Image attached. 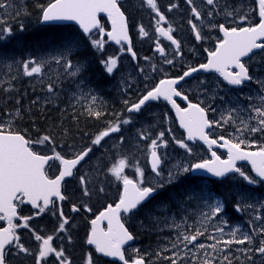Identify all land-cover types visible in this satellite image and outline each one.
I'll list each match as a JSON object with an SVG mask.
<instances>
[{
	"label": "snow or ice",
	"instance_id": "obj_1",
	"mask_svg": "<svg viewBox=\"0 0 264 264\" xmlns=\"http://www.w3.org/2000/svg\"><path fill=\"white\" fill-rule=\"evenodd\" d=\"M185 3L190 7L192 19L188 20V24L197 41L205 39V37L202 36L196 21L202 24L205 16L211 19L214 15H224L226 18H231L233 22H236L238 18L240 24L247 22L249 26L226 27L224 23H210V27L218 28L223 33V39L218 41L215 50L208 52L207 63H202L197 67L189 66L181 76L161 80L159 85L147 91L137 103L128 107L127 111L139 112L146 102L163 98L175 109L181 127L187 130L188 141L199 139L208 145L209 148L213 145L224 147L227 149L228 159L222 160L213 151L211 153L213 159L178 165L174 171H169L165 178L161 167L163 161L158 151L162 147H167L163 131L159 132L157 138L151 139L149 145L151 170L159 178L157 183L146 184L144 172L138 166L136 167V178H130L125 174L126 169L132 166L129 158L122 155L115 159V162L108 167V172L116 180L122 182L123 191L115 207L111 204L108 205L105 211L91 220L92 227L87 238V244L93 245L97 253L106 257H117L123 264H146V258L144 255L139 254L138 249L135 250L136 256L125 257L124 245L132 241L134 237L128 228L125 227L121 213H134V210L138 209L144 201L164 189L166 185L172 184L182 174L206 170V172L218 178H225L227 174L234 173L242 177L248 184L264 182V144H259L256 151L246 150V148L254 147L257 144L255 140H249V136L260 134L261 137H264V94L260 95V103L258 105L253 103L247 106L250 115H248L247 119H240L239 125H237L236 118L233 116V113L238 112L237 108L233 107L228 111L227 115H222L219 120H210L208 112L215 111V109L211 108V105L202 107L203 101L193 103L187 94L176 87L185 78L191 77L193 73L201 70L218 73L223 78V81H226L230 86L239 87L246 81H252L254 77L250 75L249 67L246 66L243 58L248 57L251 60L257 52L264 54V0H258V16L260 19L255 25H252L249 16L237 7L230 5L221 7L220 0H203V4L210 6L205 13H202L194 0H185ZM141 4L142 6L146 4L151 12L155 14L153 17L155 20V32L174 45V53L176 55H183L181 43L173 35L176 29L168 20L165 12L161 11L158 0H141ZM39 7L41 8V20L45 23L52 21L77 22L83 33L88 35L91 46L98 50L103 49L102 37L105 34L99 16L101 13L106 14L112 26L111 31L107 32L108 38L114 40L117 44H121L122 41L125 42L127 51L131 53L133 59L136 58V53L131 48L132 41L129 36L127 10L122 8L120 0H50L46 6L40 5ZM8 8H15V6L8 0H0V11ZM177 8H179L177 3H170L166 11L171 12ZM230 8L231 10H229ZM13 14L19 16L21 13L14 11ZM6 16L7 13L0 15V25H7ZM19 27L23 31V24H20ZM94 30L101 34L100 39H91ZM2 31L11 35L12 28L7 25ZM138 31L143 37L149 36V32L145 30L143 25L139 26ZM83 43V41L74 36L66 38L62 46L50 57L30 58L23 61L21 64L23 74L28 77L40 78L43 83L46 69L50 71L51 66L55 65L57 69H62V72L58 73L55 79L49 76V82L44 85L48 93L53 95L57 93V89L62 83L61 76L71 79L79 86L81 82L78 78L86 70V66L79 61L74 63L73 56L78 53ZM155 43L156 51L164 57V62L169 65L173 64L174 60L167 58L165 48L160 44L159 39ZM145 59L149 58L145 57ZM117 61L118 58L116 57H109L106 61H103L107 73H113L117 67ZM140 71H143V69H140ZM256 82L264 87V81L257 80ZM175 98H182L187 106L181 107ZM79 99L90 101V105L86 109L90 116L100 118L103 115L101 111L94 110L92 107L96 103L95 95L89 93L88 96H80ZM248 99L252 100V97ZM20 115L21 113L17 109L15 116L19 117ZM128 123H130V120L126 119L110 124L106 130L96 136L92 144L101 145L105 137L110 136L111 133L119 132L121 124ZM225 125L234 127V132L231 134L232 138L226 139L224 136L211 138L210 130L223 128ZM168 131L171 132V129ZM139 138L148 140L149 136L141 132ZM173 140L187 154L193 155V149L189 143L184 140H178L175 137H173ZM52 143V138L48 135L32 140L31 138H26L25 134L14 130L11 123L0 122V220L7 221L6 227H0V264H12L14 257L21 256L33 257L35 264H50L49 257L56 264H72L62 246H53V235L45 237L31 228L29 221L34 216H21L17 210L18 206L27 203L32 208L37 209L36 216L41 215L46 210L51 211L53 215L58 213L57 232H68L66 226L70 224V221L65 216L63 208L58 202L67 199L62 192L65 178L76 175L78 166L86 160V157L92 152V148L89 147L75 153L72 158H65L60 152H56L54 147L52 155L41 154L39 151L34 150L37 145H51ZM121 143H123L122 137ZM50 161L59 162V171L54 178L48 175V170L53 166ZM237 161H249L256 176L260 178L259 181L246 174L240 167H237ZM78 179L84 186V195H90L85 176L80 175ZM98 192H104V188L99 187ZM206 192L207 195H205ZM199 194L206 201L212 199L211 192L203 187L199 189ZM186 195L192 198L196 195V190ZM237 195L239 201L234 205L235 211L241 212L245 209H253L255 211V205L248 202L250 196L247 191L241 190ZM81 208L91 212V208L86 204H81L79 207L73 205L71 211L79 212ZM209 208L210 211L203 214L204 221H202V225L205 222L211 223L213 219L224 213L225 203L215 199L214 203H209ZM16 220L22 221V223L14 222ZM254 220L260 223L251 227V234L242 233L237 228L227 233L228 239L223 238L225 228L220 225H214V232L219 235L208 234L207 239L214 241L211 244L198 242L199 237L205 235L206 228L203 230L197 228L194 231H188L185 228V230L179 232L175 238L169 241L170 247L158 251L156 256L169 261V264H181V259L189 258L190 253L196 258H199L202 253L204 259L199 264H234V259L238 260L239 257L233 258L231 256L232 245H245L246 247L237 250L248 260L252 259V253H257L264 257V216L257 214ZM105 221L107 222L106 227L102 226ZM223 223L226 225L227 221H223ZM176 227L180 226L176 225ZM21 228L31 232L33 239L39 242L38 249L33 250L26 246L21 239V234L18 232V229ZM238 232H240L239 236ZM257 237H259L258 243ZM67 239L71 242L70 235L67 236ZM165 251H171L172 255L165 256L163 254ZM85 264H94L92 253H88ZM148 264H151V262H148ZM191 264H197V260L193 259ZM241 264H243V261H241Z\"/></svg>",
	"mask_w": 264,
	"mask_h": 264
},
{
	"label": "flooded vegetation",
	"instance_id": "obj_2",
	"mask_svg": "<svg viewBox=\"0 0 264 264\" xmlns=\"http://www.w3.org/2000/svg\"><path fill=\"white\" fill-rule=\"evenodd\" d=\"M120 2L122 8L127 10L126 14L128 15L131 38H139L143 43H150L154 46H156L155 41L159 39L160 44L165 48L167 58H171L174 52V45H172L166 38L160 37L159 34L155 32V20L153 19L155 14L151 12L146 4L142 6L141 0H120ZM194 2L200 7L202 13L207 12L210 8V6L203 4V0H194ZM170 3H177L179 8L167 12V6ZM158 4L161 11L165 12L168 20L176 29L173 35L180 41L183 55H178L177 60L169 65L164 62V57H162L158 51L154 50V48L152 50L140 48L137 50L136 62H129L130 66L122 77L123 83H110L108 77L105 75L100 76L101 74L96 72L94 75L95 82H86L82 87L85 96H88L89 93L96 96V103L95 105H92V107L94 110L101 111L103 115L100 118L90 116L86 110L90 105V101L87 99H83L84 102L81 105V118L86 119L89 124L90 122L94 124L93 126L85 125L84 128L95 130L96 136L106 130L110 124L118 123L119 114L123 111L126 104L125 101L128 103L132 102V104L137 103V100L141 99L147 91H150L159 85L161 80L179 77L189 66L197 67L202 63H206L208 60V52L215 50L218 41L223 39V33L220 32L218 28L210 27V23H224L226 27L249 26L247 22L240 24L238 18L236 22H233L231 18H226L224 15H214L211 19L205 16L202 24L199 21H196L202 36L205 37V39L197 41L188 24V20L192 19V15L190 7L185 3V0H158ZM220 5L221 7L224 5L237 7L249 16L252 25L259 22L258 0H220ZM229 10H231V8ZM140 25H143L145 30L149 32L148 37H143L139 34L138 29ZM95 36L101 38V34H95ZM96 37L93 35L91 38ZM102 38H105V36ZM191 47L192 49L189 50ZM121 48H123L122 45L118 47V49ZM153 53H159V56L153 55ZM260 55H262V53L256 54L253 59H248L246 61V66L249 67L251 74L260 63ZM183 56L187 59L185 60L182 58V60H180L179 58ZM145 57H148L149 59H145ZM140 69H143V71H140ZM198 75L192 80L185 81L176 86L179 90L187 94L193 103L197 101L194 98L196 90L199 88V84L204 80L202 75ZM119 96L125 97L122 102L118 99ZM162 99L163 98L149 101L141 107L139 112L134 111L133 113L137 116L139 123L132 127L130 126L127 130V132L133 136L141 132L147 134L149 139L148 142L144 143L147 147H149L151 139L157 138L161 131L165 133L164 139L177 136L179 139V137H182V135L185 136L186 134L184 131H181L175 113L169 106V103ZM175 99L181 107L187 106L182 98ZM34 111L35 113H40L41 109ZM169 129H171V132L168 131ZM223 135L225 134H223L218 128L211 130V138H217L218 136ZM110 136H117V132L111 133ZM189 145H193L196 154L199 155L196 159L197 162L213 159L211 155L213 150L207 151L201 148L200 144L195 141ZM214 152H216L222 160L227 158V155L219 148ZM56 174H58V169L57 173L54 168L51 169V177L54 178ZM77 176L78 175H75L73 179L65 183L64 192L67 199L58 202L63 208L65 216L68 217L70 221V224L66 226L68 228L67 233L57 232V225L59 222L58 213L57 215H53L51 211L46 210L41 215L36 216V212L22 211L21 216H34V218L29 221L31 228L35 229L36 232L45 237L53 235V246H62L66 255L72 261V264H85L88 253H92L94 264H115L105 261L95 251L94 246H89L87 244V238L92 227L91 220L95 219L96 216L103 211V208L109 205L110 201L104 206L103 201L98 199V196L92 195V198L87 197V199H85L83 196L78 195L74 191V186L81 184ZM111 201H114L115 203L113 202V205H115L119 201L118 196H115ZM81 204H86L91 208V212L85 211L83 208H81L79 212L71 211L73 205L79 207ZM15 222L22 223V221L18 220ZM51 228H54V230H51ZM18 232L21 234V239L25 242L27 247H30L33 250L38 249L39 242L33 239L29 230L21 228L18 229ZM69 235L71 236V242L67 239V236ZM257 239L259 240V237H257ZM244 247L246 246L240 245V248ZM251 255L252 259L248 260L238 250L233 252V254L231 253L233 258L239 257L238 260L234 259V263L236 264H241V261H243V264H264V258L262 256L260 257L257 253H252ZM53 261L54 260L49 257L50 264ZM12 264H35V261L33 257L21 256L14 257Z\"/></svg>",
	"mask_w": 264,
	"mask_h": 264
},
{
	"label": "trees",
	"instance_id": "obj_3",
	"mask_svg": "<svg viewBox=\"0 0 264 264\" xmlns=\"http://www.w3.org/2000/svg\"><path fill=\"white\" fill-rule=\"evenodd\" d=\"M49 2L50 0H20L19 3L23 7L24 19L28 21V24L23 26V31L20 32L23 33L24 38H7V54L5 53V48H2L3 43H0V54L2 52V54L6 55L5 57L14 64L16 60L20 59V61H22L28 53L35 54L37 51L44 53V51L47 52L53 47L57 50L62 46L66 38L74 36L84 42L78 51L76 60L83 62L94 61L95 59L93 57H89L92 48L90 49V47L86 45V40L79 38L80 34L76 28L70 26H43L40 24L41 8L39 6H46ZM1 58L0 55V59ZM2 61L0 60V63ZM18 66L21 67V65ZM98 66L99 65L93 63L89 64L88 68H93V71H95V67L99 68ZM19 73L22 77L16 78L7 92H5L0 85V121L8 117L12 110L15 108L18 109L17 106L20 103H28L32 106V98L34 97L32 91L33 85L25 78V75L22 74V68ZM17 101H19V103H17ZM15 111L16 110L13 112ZM36 114L35 117L29 116L27 118L17 119L15 124L16 130L28 133L32 132V127L34 126L39 128L41 131L40 133L51 134L52 138H55L56 141V138L73 141L76 139L77 135L84 132L83 128L85 125H94L91 122L89 124L84 118L78 120L73 119L72 121L63 123V120L60 118L65 114L60 109H56L55 112H49V114ZM87 132L88 130L84 133Z\"/></svg>",
	"mask_w": 264,
	"mask_h": 264
},
{
	"label": "water",
	"instance_id": "obj_4",
	"mask_svg": "<svg viewBox=\"0 0 264 264\" xmlns=\"http://www.w3.org/2000/svg\"><path fill=\"white\" fill-rule=\"evenodd\" d=\"M100 15H103V16H106L107 17V15L104 14V13H101ZM66 23L76 25L77 27L80 28L79 24L77 22H75V21H52V22H47V23H45V22L42 21V24H54V25H57V24H66ZM109 23L111 24V21L110 20H109ZM110 41L116 43L114 40H110ZM239 162H248V163H250L249 161H239ZM198 172L199 173L208 174V172H206L205 170H199Z\"/></svg>",
	"mask_w": 264,
	"mask_h": 264
},
{
	"label": "rangeland",
	"instance_id": "obj_5",
	"mask_svg": "<svg viewBox=\"0 0 264 264\" xmlns=\"http://www.w3.org/2000/svg\"><path fill=\"white\" fill-rule=\"evenodd\" d=\"M208 39V38H207ZM53 69V68H52ZM55 70V69H54ZM48 75V73L46 72V75L44 78H46V76ZM50 75H51V72H50ZM124 152V151H123ZM125 154L129 155L128 152H124Z\"/></svg>",
	"mask_w": 264,
	"mask_h": 264
},
{
	"label": "bare ground",
	"instance_id": "obj_6",
	"mask_svg": "<svg viewBox=\"0 0 264 264\" xmlns=\"http://www.w3.org/2000/svg\"><path fill=\"white\" fill-rule=\"evenodd\" d=\"M22 41H23V40H22ZM22 41H21V42H22ZM21 51H22V50H21ZM24 52H25V51H24ZM33 52H34V50H33ZM35 53H36V52H35ZM19 56H20V55H19ZM162 100H163V99H162ZM175 123H176V122H175ZM236 251H237V250H236ZM239 252H240V251H239ZM232 254H233V253H232Z\"/></svg>",
	"mask_w": 264,
	"mask_h": 264
}]
</instances>
